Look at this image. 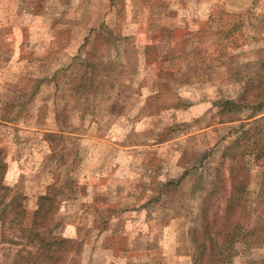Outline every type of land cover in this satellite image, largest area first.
Wrapping results in <instances>:
<instances>
[{"label":"rangeland","instance_id":"374dc122","mask_svg":"<svg viewBox=\"0 0 264 264\" xmlns=\"http://www.w3.org/2000/svg\"><path fill=\"white\" fill-rule=\"evenodd\" d=\"M95 49L101 91L71 98L77 54ZM263 60L264 0H0L4 181L28 221L50 182L73 180L57 216L81 244L73 264H192L189 230L220 151L252 120L243 86ZM56 104L63 141L45 138ZM247 161L254 206L264 161ZM15 236L0 223V264H14ZM231 264H264V241L237 242Z\"/></svg>","mask_w":264,"mask_h":264},{"label":"trees","instance_id":"16d2710c","mask_svg":"<svg viewBox=\"0 0 264 264\" xmlns=\"http://www.w3.org/2000/svg\"><path fill=\"white\" fill-rule=\"evenodd\" d=\"M236 27V24L232 25L230 33ZM226 37L230 41L232 36ZM107 39L108 37L106 41ZM231 39L234 40V37ZM147 48L151 46H144L143 49L147 51ZM96 52L98 49L85 53L81 50L77 54L80 58V70L68 80L66 88L71 98L96 95L101 91L98 74L106 70L99 71L102 66ZM248 79H252L249 82H256L250 86L245 83L243 90L247 87L255 90L250 93L251 100H246L249 94L246 96L245 93L241 101L251 106L252 111L247 118L252 120L223 147L214 162L209 186L201 197L198 225L189 230L192 264H231L232 252L237 242L249 245L264 241V211L253 214L264 203V169L261 173V201L253 206L248 196L250 168L247 161V157L252 155L255 160L264 161V74L258 73ZM257 83L258 86L255 87ZM234 103L239 102L220 99L217 104L223 109ZM230 111H222L220 114H229ZM60 120L63 119L58 114V121ZM234 120L228 119L230 122ZM45 136L58 137L52 133ZM6 171V153L0 148V223L13 229L18 239L14 242L20 245L14 264H73L81 244L78 239L60 233L63 224L57 217L61 202L75 191L73 180L65 178L61 184L53 182L48 185L37 196L36 207L27 221L26 196L5 183ZM188 172L189 170H185L178 180L168 181L163 186L180 183ZM106 211L108 214L112 213V205Z\"/></svg>","mask_w":264,"mask_h":264},{"label":"crops","instance_id":"0c3cea01","mask_svg":"<svg viewBox=\"0 0 264 264\" xmlns=\"http://www.w3.org/2000/svg\"><path fill=\"white\" fill-rule=\"evenodd\" d=\"M113 5V4H112ZM113 6H115V5H113ZM116 7V6H115ZM144 50V49H143ZM147 67H149V66H147ZM150 68V67H149ZM148 68V69H149ZM53 84H54V82H53ZM55 91H56V85H55ZM54 112V113H53ZM56 116L58 117V105L56 104V108H55V110L54 111H52L51 112V117H54V121L56 122V120H55V118H56ZM59 122V121H58ZM59 126H61V127H57V130H47L46 129V131H49L48 133H52V134H56V135H58V138H60V137H62V141H63V137L65 136V133H66V131H64L65 130V128L62 126V124L59 122ZM57 125V124H56ZM57 133H60V134H57ZM45 138H46V136H45ZM47 139V138H46ZM7 159V158H6ZM6 162H7V160H6ZM7 169H8V164H7ZM6 175H7V172H6ZM51 184V182L48 184V185H50ZM47 187V186H46ZM44 192V191H43ZM43 192H41V193H43ZM41 193H39V194H41ZM39 194H37V196L39 195ZM37 196H36V199H37ZM35 207H36V202H35ZM35 207H34V209H35ZM33 209V210H34ZM33 212V211H32ZM31 215H32V213H31ZM26 217H27V210H26ZM31 218V217H30ZM30 220V219H29ZM28 220V221H29Z\"/></svg>","mask_w":264,"mask_h":264}]
</instances>
